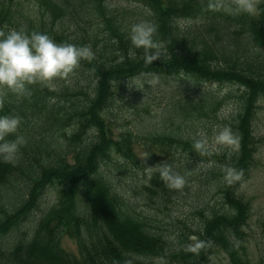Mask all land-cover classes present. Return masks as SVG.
<instances>
[{
	"label": "trees",
	"instance_id": "obj_1",
	"mask_svg": "<svg viewBox=\"0 0 264 264\" xmlns=\"http://www.w3.org/2000/svg\"><path fill=\"white\" fill-rule=\"evenodd\" d=\"M25 1L36 10L22 0H0V30L47 33L88 45L94 57L52 88L33 84L22 97L0 93V114L20 116L18 134L26 140L14 163L0 160V264H264V241L253 245L250 233L253 200L241 192L261 143L254 123L264 98V0H255L251 15L226 14L219 5L231 0H120L132 9H113L112 0ZM140 21L155 25V49L132 46L129 28ZM147 51L156 58L146 63ZM141 75L195 80H176L170 94L169 117L180 127L215 116L235 96L200 85L236 86L237 106L227 121L237 144L196 151L194 136L180 127L116 133L112 125L128 103L126 81ZM138 144L170 154L162 166L184 176V186L169 187L161 169L137 185L136 199L128 197L120 176L141 166ZM47 187L56 198L33 233L5 245ZM210 192L216 198L208 199ZM142 201L157 204L159 214L169 204L191 203L195 217L190 224L166 213L175 230L156 232L151 222L159 214L140 211ZM64 236L76 241L79 254L64 249ZM220 253L227 262L215 261Z\"/></svg>",
	"mask_w": 264,
	"mask_h": 264
},
{
	"label": "rangeland",
	"instance_id": "obj_2",
	"mask_svg": "<svg viewBox=\"0 0 264 264\" xmlns=\"http://www.w3.org/2000/svg\"><path fill=\"white\" fill-rule=\"evenodd\" d=\"M22 3L27 7L36 10L34 2L29 3L28 1L22 0ZM111 7L113 9H132L137 7L136 5L128 4L120 0H112ZM76 69L72 74L66 78H60L55 81L61 83L71 79L75 76ZM176 80H181V83H190L194 85L196 82L192 78H181L176 79L174 76L170 77H154V76H138L132 79L128 83V103L124 105L123 112H121L122 117L117 123H113V130L118 133L121 128H128L134 132L147 134L149 131L157 132H172L176 127H180L179 122L173 117H169V106L170 94L173 88L177 85ZM199 89L211 88L217 94L221 96L226 95L229 92H233L235 96L228 98L223 106L216 112L215 116L202 117L194 120L184 122L180 130L196 137L197 133L205 134L209 139L208 148L211 151L219 152L223 148L232 145H217L212 143L211 138L213 136L214 130H218L222 127H229L232 131L230 124L227 120L230 119L231 113L235 110L237 106V95L240 94L236 86L229 84H203L198 87ZM8 94L9 92H4ZM142 99V100H140ZM119 103V101H118ZM144 109V110H142ZM147 111V112H146ZM74 126L65 127V132L69 134L72 133ZM255 134L260 139V147L257 152L256 165L252 168V172L248 180L242 186L241 192L247 198L253 200V210L252 218L250 221V233L252 234L253 245L256 243H261L264 241V98L260 102V108L254 123ZM141 140V139H140ZM142 141V140H141ZM143 143V141L141 142ZM136 151L138 153L139 159L141 161V166L129 171L126 176L122 179V184L127 191L128 197L136 199L138 186L145 181H148L150 177L157 171H160L163 166L162 162L168 160L170 154L165 151L156 148L152 144H138L136 145ZM72 161L71 156L68 157ZM190 179V176H188ZM17 185L22 184V180L16 182ZM16 187L9 189V193L12 195L15 193ZM213 192H210L208 197L212 198ZM56 191L53 187H47L41 195L38 206L32 210L25 221L17 228L14 232L10 233L3 239L5 245H12L17 240L22 237V234L27 232L30 236L34 231V226L41 219L44 212L49 208V206L55 201ZM139 198V197H138ZM191 198V197H190ZM213 198H216L215 196ZM138 201V199H137ZM215 202V200L213 201ZM139 203V202H138ZM191 203H184L180 201L179 203L169 204L168 208H164L163 212L160 214L157 212L158 205L148 203L145 201L138 204L139 210L149 214H159L156 215L155 221H152V228L154 231H174L175 227L172 225L170 218H166V213H171L173 218L176 220L177 217L186 218L189 223L193 221V210L190 207ZM195 217V216H194ZM164 219V220H162ZM168 233V232H167ZM62 246L64 249L73 254H79V248L76 241L69 237L64 236L62 238ZM224 261V255L220 253V256L215 259V261Z\"/></svg>",
	"mask_w": 264,
	"mask_h": 264
},
{
	"label": "clouds",
	"instance_id": "obj_3",
	"mask_svg": "<svg viewBox=\"0 0 264 264\" xmlns=\"http://www.w3.org/2000/svg\"><path fill=\"white\" fill-rule=\"evenodd\" d=\"M219 6L229 15H251L256 11L255 0H231V3ZM155 31V25L148 21L132 24L129 28L132 46L145 50L155 49ZM132 55L130 52V58ZM93 57L94 53L88 45L57 42L47 33L27 31L24 28L0 30V93L6 91L22 97L30 94L29 86L33 84L52 88L57 79L72 74L80 61L91 60ZM155 58L154 52H146V63ZM21 120L18 115L0 114V160L3 162L14 163L20 148L26 143L25 138L18 134ZM211 141L217 145H236L237 137L225 126L214 130ZM208 144L209 139L203 133H197L193 138L196 151H206ZM161 176L171 188L181 189L185 184L184 176L173 172L171 166H163Z\"/></svg>",
	"mask_w": 264,
	"mask_h": 264
}]
</instances>
